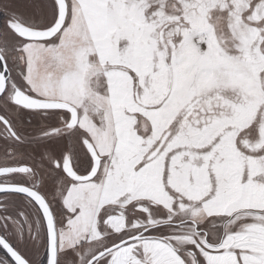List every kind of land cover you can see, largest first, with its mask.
<instances>
[{
	"label": "snow or ice",
	"instance_id": "obj_1",
	"mask_svg": "<svg viewBox=\"0 0 264 264\" xmlns=\"http://www.w3.org/2000/svg\"><path fill=\"white\" fill-rule=\"evenodd\" d=\"M0 264H264V0H0Z\"/></svg>",
	"mask_w": 264,
	"mask_h": 264
}]
</instances>
